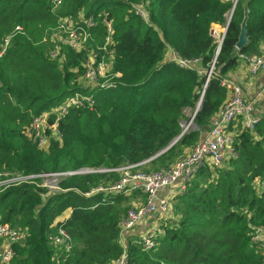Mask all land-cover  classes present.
Here are the masks:
<instances>
[{
  "label": "trees",
  "instance_id": "trees-1",
  "mask_svg": "<svg viewBox=\"0 0 264 264\" xmlns=\"http://www.w3.org/2000/svg\"><path fill=\"white\" fill-rule=\"evenodd\" d=\"M134 5L146 9L147 20ZM245 7L249 44L238 50ZM231 10L224 0H64L59 9L52 0H0V49L22 28L0 57V172L115 169L147 161L146 170L160 171L185 157L227 101L222 79L237 72L239 55H261L264 0H240L228 22ZM82 13L97 20L93 41L80 53L64 47L62 61L53 58L56 44L49 35L61 19ZM103 13L114 25L112 72L121 77L116 88L102 92L84 76L92 50L100 54L97 47L105 45ZM222 29L227 31L219 50L213 32ZM168 48L199 65L186 69L166 61ZM214 61L194 128L183 134ZM75 93L92 94L94 107L70 108L58 121L59 134L47 132L46 147L28 137L34 118ZM259 116L254 130L239 135L238 157L220 169L203 167L175 199L177 217L162 226L156 251L147 253L132 240L126 248L121 243L120 224L131 197H85L119 181L118 173L65 178L59 184L65 193L49 194L34 185L4 191L0 224L26 232L10 264H114L126 253L129 264H263V251L253 240L264 227V110ZM56 121L53 115L50 123ZM59 226L71 238L70 252L56 250L49 240Z\"/></svg>",
  "mask_w": 264,
  "mask_h": 264
},
{
  "label": "built area",
  "instance_id": "built-area-1",
  "mask_svg": "<svg viewBox=\"0 0 264 264\" xmlns=\"http://www.w3.org/2000/svg\"><path fill=\"white\" fill-rule=\"evenodd\" d=\"M224 1L232 4V17L240 0ZM63 2L64 0H52L53 8L59 9L63 5ZM134 8L136 14L146 20L142 6L134 5ZM101 15H103L102 22L106 26L105 45L97 47V50L101 52L100 54L94 51L96 47L92 50L89 60L85 63L84 82L92 89L96 88L98 91L103 92L116 88V78H120L121 76L119 73L115 74L112 72L113 60L115 58V52L112 48L116 45L114 25L112 21L107 19V14L103 13ZM79 16H82V19L76 17L61 19L58 27L49 35L51 41L56 44L55 50L52 52L53 58H59L62 61V50L64 47L80 53L87 48L89 42L93 41L91 30L98 26L97 20L93 16L86 17L84 13ZM224 30L219 40V50L226 33V29ZM21 32L22 28L17 27L5 39L0 49V57L7 52L13 38ZM213 34L215 35V31ZM260 50L261 55H239L241 64L246 65L252 77H257L264 73L263 44ZM167 51L172 52L173 58L167 60L165 56V60L175 63L180 68L194 69L195 66L199 65L198 60L188 61L180 58L171 48H168ZM214 66L215 61L206 74V84L203 88L201 100L213 76ZM199 71L202 74L204 73L200 69ZM222 86L227 89L229 96L223 107L212 119L207 136L192 149L190 154L166 169L160 171L146 170L145 165L148 163L147 161L115 169L81 168L75 171L29 175L0 172V195L10 188L21 185H34L38 188H44L48 190L49 194L65 193L66 191L62 190L59 186L60 182L65 178L90 174L118 173L120 176L119 181L99 186L90 193H87L85 197H93L98 194H104L107 198H114L118 195L146 197L147 201L145 204L131 210L129 209L121 220V235L127 237L125 240L126 244L121 243L126 248L128 240H132L134 244L147 253L156 251L159 246L160 226H151L153 230L141 232L136 238L132 235L135 228L143 225L148 220H152L154 216L157 217L156 219L154 218L157 224L160 221H170V218L172 220V204L175 199L188 191L190 184L201 169L203 167H208L212 170L220 169L226 161L238 157L237 145L239 135L246 129L254 130L259 124L260 116L256 102L246 98L243 88L235 81V78L229 76L222 79ZM259 97L262 96L260 95ZM94 105L95 98L92 94L83 95L75 93L70 95L58 106L60 107L59 109L51 110L40 117L34 118L31 125L27 128V135L29 138L38 141L40 147H46L49 138L47 132L50 131L55 136L59 134L58 121L68 113L70 108L92 109ZM53 115H57V121L51 124L50 118ZM194 115L190 116V120L183 124V134L194 128ZM25 236L26 232L22 229L13 228L7 224H0V264H10L15 256L14 246L21 243ZM49 240L56 250L70 252L73 248L71 238L63 226H59L57 232L51 235ZM253 240L259 244L264 254V227L255 230ZM114 264H129L128 253L124 254Z\"/></svg>",
  "mask_w": 264,
  "mask_h": 264
},
{
  "label": "crops",
  "instance_id": "crops-1",
  "mask_svg": "<svg viewBox=\"0 0 264 264\" xmlns=\"http://www.w3.org/2000/svg\"><path fill=\"white\" fill-rule=\"evenodd\" d=\"M263 47H264V44H263ZM172 58H173V55H172V52L170 51L169 53L166 54V59L171 60ZM246 73H248V69L246 65L241 64L240 67L237 69V72L234 73L233 77L235 78V80L242 82V80L238 78V75L240 74L243 75ZM243 76L246 77L245 75ZM243 85L245 87V90L247 91L245 96L247 97L248 100L256 102L258 111L261 113L262 110H264V93H262L264 91V73L258 75L257 77H254V79L247 80L246 82L243 83ZM260 95L262 97H259ZM207 134L208 132L206 133V136ZM131 198L134 199L137 197L135 196ZM154 218L156 219L157 217L156 216L153 217L152 222L154 225L151 224V226H157V225L160 226L159 224H157ZM63 219H66V218H63ZM144 228H145V224L139 226L138 228H135V230L132 232V235L139 236V234L141 233V229H144Z\"/></svg>",
  "mask_w": 264,
  "mask_h": 264
},
{
  "label": "rangeland",
  "instance_id": "rangeland-1",
  "mask_svg": "<svg viewBox=\"0 0 264 264\" xmlns=\"http://www.w3.org/2000/svg\"><path fill=\"white\" fill-rule=\"evenodd\" d=\"M142 11H143V13H144V15H145V17H146V20H147V12H146V9L144 8V7H142ZM141 14V13H140ZM142 15V14H141ZM76 18H79V19H82V16H79V17H76ZM231 19V13L228 15V17H227V20L229 21ZM225 30L224 29H222V30H217V31H215V38L217 39V41L219 42V40H220V38L222 37V34H223V32H224ZM170 51H167V53H169ZM243 75H245L246 77H244ZM243 75H238V78H240L241 80H242V82L241 81H237V80H235L237 83H239L240 85H241V87L243 88V91H244V93L246 94L247 93V91L245 90V87H244V85H243V83L244 82H246L247 80H251V79H254V77H252L250 74H249V72L248 73H246V74H243ZM244 78V79H243ZM245 84H247V83H245ZM247 98V97H246ZM55 108L56 107H53L52 108V110H55ZM60 107H57L56 108V110L57 109H59ZM191 151H192V149L191 150H189L188 151V153H187V155L188 154H190L191 153ZM186 155V156H187ZM185 156V157H186ZM139 197V198H138ZM137 198H138V200H137V198H134V199H129L128 200V202H126V207L128 208V210L130 209H132V208H135V207H137V206H139V205H143V204H145L146 203V201H147V199H146V197H140V196H138ZM176 206V203H173L172 204V208H173V215H171V216H173V218H175V217H177V211L175 210V207ZM127 210V211H128ZM170 216V217H171ZM153 220V219H152ZM152 220H148L146 223H144L145 224V228L144 229H141V232H146V230H149L150 231V229L153 227H151V224L152 225H154L153 224V222H152ZM170 220H171V218H170ZM170 221H164V222H159V225H160V228L162 229V226H166V225H168V223H169ZM139 226H141V225H139ZM139 226H137L136 228H138ZM17 229H19V228H17ZM151 230H153V229H151ZM127 239V237L125 236V235H121V242L122 243H124V244H126V240Z\"/></svg>",
  "mask_w": 264,
  "mask_h": 264
},
{
  "label": "water",
  "instance_id": "water-1",
  "mask_svg": "<svg viewBox=\"0 0 264 264\" xmlns=\"http://www.w3.org/2000/svg\"><path fill=\"white\" fill-rule=\"evenodd\" d=\"M249 17H250V9L248 7H245L244 8V18H243V21L241 23L240 37H239L238 43L236 45V48L238 50H242L245 46H247L249 44V38H248V22H249ZM201 104H202V100L198 104V107H197V110H196L195 115L200 110ZM180 137L177 138L174 142H172L171 145L166 150L160 152L155 158H157L161 154H164L165 152H167L168 150H170V148H172L179 141Z\"/></svg>",
  "mask_w": 264,
  "mask_h": 264
}]
</instances>
